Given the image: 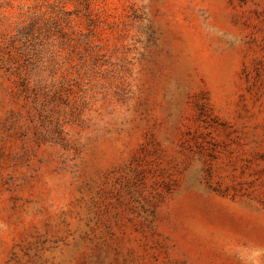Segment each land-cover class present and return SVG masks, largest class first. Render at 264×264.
<instances>
[{
	"label": "rangeland",
	"instance_id": "374dc122",
	"mask_svg": "<svg viewBox=\"0 0 264 264\" xmlns=\"http://www.w3.org/2000/svg\"><path fill=\"white\" fill-rule=\"evenodd\" d=\"M0 264H264V0H0Z\"/></svg>",
	"mask_w": 264,
	"mask_h": 264
}]
</instances>
